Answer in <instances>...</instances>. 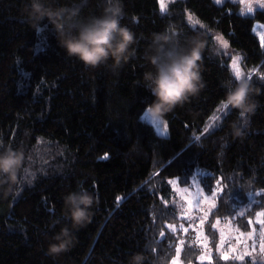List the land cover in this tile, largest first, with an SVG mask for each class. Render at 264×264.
Returning a JSON list of instances; mask_svg holds the SVG:
<instances>
[{
	"label": "trees",
	"instance_id": "trees-1",
	"mask_svg": "<svg viewBox=\"0 0 264 264\" xmlns=\"http://www.w3.org/2000/svg\"><path fill=\"white\" fill-rule=\"evenodd\" d=\"M213 1L178 0L161 13L157 0H123L121 23L136 35V56L114 74L67 57L51 27L28 23L25 0H0V150L19 149L25 157L14 192L0 194V264H127L134 253L148 256V264H169L179 234L171 230L179 221L172 184L187 187L191 177L206 194L218 191L203 225L212 253L210 262L199 261V248L188 243L182 262L264 264V257L223 260L214 252L213 229L215 220L228 221L247 233L259 216L264 220V44L254 32L264 25V11L243 16L236 4ZM100 10L101 0H87L82 14ZM167 28L182 38H206V87L163 118L162 137L140 120L153 99L142 86V57L151 35ZM214 34L240 55L245 77L261 89L247 134L228 136L226 146L237 114L217 109L222 84L235 77ZM79 188L94 196L92 219L74 233L75 246L53 259L48 243L69 223L63 197Z\"/></svg>",
	"mask_w": 264,
	"mask_h": 264
},
{
	"label": "clouds",
	"instance_id": "clouds-1",
	"mask_svg": "<svg viewBox=\"0 0 264 264\" xmlns=\"http://www.w3.org/2000/svg\"><path fill=\"white\" fill-rule=\"evenodd\" d=\"M86 3L87 0H74L71 5L60 0H25L24 13L34 29L39 30L41 25L51 27L67 57L87 69L105 67L115 74L136 56V35L121 23L123 0H101L100 13L87 16L82 14ZM206 46L203 35L182 38L172 28L151 35L142 57L145 64L142 86L153 97L145 109L151 119H163L206 87L203 78ZM222 86L226 92L220 101L221 110L237 114L224 135L223 146H226L228 136L239 139L247 134L259 106L256 97L261 89L246 77L230 79ZM24 161L19 149L0 150V194L7 196L14 192ZM95 203L94 196L84 188L63 197L62 218L69 223L51 237L46 250L48 256L55 259L75 246L74 233L91 221ZM58 223L53 221L54 225ZM148 261L145 254L134 253L127 264H148Z\"/></svg>",
	"mask_w": 264,
	"mask_h": 264
},
{
	"label": "rangeland",
	"instance_id": "rangeland-1",
	"mask_svg": "<svg viewBox=\"0 0 264 264\" xmlns=\"http://www.w3.org/2000/svg\"><path fill=\"white\" fill-rule=\"evenodd\" d=\"M178 0H164V8L165 11H160V2H158L159 11L161 13H165L169 6ZM216 5H222L225 2H231L237 5V12L243 16H250L257 10L264 11V7H261V4L264 3V0H217L213 1ZM249 8L252 10L249 11ZM254 32L259 37L261 44L263 45L261 37L264 36V25L256 24L254 27ZM217 37H222L219 34H214L213 40L215 44L223 50L229 56V68L232 74L235 77V73L237 71L242 73V77H245L244 70L241 66V57L235 52L231 51L228 47H224L220 40ZM223 38V37H222ZM224 40V39H223ZM225 41V40H224ZM236 79V78H235ZM140 120L151 127H153L154 131L162 137H166L168 135L167 128H165V122L163 119L154 120L151 119L146 110L140 116ZM214 123L217 120L213 119ZM211 127V125L209 126ZM195 177H191L190 185L187 187L176 186L172 184L173 188V197L171 200V206L174 207L176 213L178 215L179 221L173 225H171L172 231H178V245L180 248V253L177 255L175 252L174 257L170 261L169 264H172V261L175 260L176 264H184L181 260V251L183 246L188 243H194L200 250L199 261L202 255L211 256L212 249L209 246L208 240L204 234V223L206 219L210 216V213L215 208L216 197L218 191H213L211 194H206L205 192H201V187L199 185L198 179ZM197 193H200L198 196ZM199 199V203L197 204V200ZM203 218V223H201V219ZM215 220L213 223V229L217 233V242L215 245L214 252L221 255V252L227 253L230 257L236 259V255L239 253L243 255L244 258L251 259L255 262L261 261L264 257V253L260 250L261 244V231L264 230V220L259 216L253 224L250 225L249 231L247 233H243L241 236L240 231L234 227L230 222H222ZM215 226V227H214ZM170 228V227H169ZM187 229V231H185ZM249 233H251V237L249 238ZM222 234L224 238L223 246L218 248V245L221 244ZM187 236H190V240L187 239ZM200 237L198 240L197 237ZM239 240V243L237 242ZM202 242L207 244V249L202 246ZM253 244H255V250L253 251ZM229 246L233 249V251H229ZM250 253V255L245 254ZM208 259L203 260V262Z\"/></svg>",
	"mask_w": 264,
	"mask_h": 264
},
{
	"label": "snow or ice",
	"instance_id": "snow-or-ice-1",
	"mask_svg": "<svg viewBox=\"0 0 264 264\" xmlns=\"http://www.w3.org/2000/svg\"><path fill=\"white\" fill-rule=\"evenodd\" d=\"M159 2H160V5H161V7H160V11H161V12L165 11V8H164V0H159ZM217 3H219V0H217ZM261 7H264V3L261 4ZM251 10H252V9L249 8V11H251ZM188 19L191 20L192 17L189 16ZM197 23H198V22H197ZM217 39L220 40L221 44H222L225 48L228 46V45H227V42L224 41L222 37H217ZM261 40H262V42H264V36L261 37ZM241 77H242V73L239 72V71H237V72L235 73V78H236V79H239V78H241ZM262 78H264V77H262ZM248 79H252V76L249 75V76H248ZM217 111H218V112H223V113L225 114V116L227 115V112H226L225 110L222 111L220 107L217 109ZM213 118H214L215 120H219V119H220V116H214ZM165 128H167V125H165ZM208 131H209V127H205L204 132L207 133ZM195 139H196L197 141H199V140L201 139V137H200V136H196ZM193 179H195V178H193ZM178 182L181 183V184H186V183H187V179H186V178H181ZM217 184H219V181H217ZM202 191H204V189H201V192H202ZM197 195L199 196L200 193H197ZM249 195L251 196V193H249ZM198 203H199V199L197 200V204H198ZM201 223H203V218L201 219ZM217 223H218V221H217ZM249 224H251V221H249ZM214 227H215V226H214ZM185 231H187V229H185ZM160 235L163 236L164 233L161 232ZM243 235H244V234L241 233V236H243ZM248 235H249V238H250V237H251V233H249ZM260 235H261L260 250H261L262 253H264V230L261 231ZM197 239L199 240L200 237L198 236ZM237 242L239 243V240H238ZM223 243H224V238H223V234H222L221 244L218 245V248L222 247V246H223ZM202 246H203L205 249H207V244H204V243L202 242ZM254 250H255V244H253V251H254ZM229 251H233V249L231 248V246H229ZM176 253H177V255H179V253H180V248H179V247L176 248ZM245 254L250 255V253H245ZM221 258H222L223 260H225V261H228L231 257H230L227 253H225V252H221ZM205 259H208L209 262H210L211 257H210V256H205V255H202V256L200 257V260H201L202 262H203V260H205ZM236 259L243 260V255H240V254L238 253V254L236 255ZM172 264H176V261L173 260V261H172Z\"/></svg>",
	"mask_w": 264,
	"mask_h": 264
}]
</instances>
